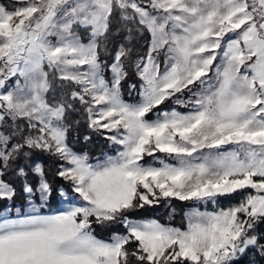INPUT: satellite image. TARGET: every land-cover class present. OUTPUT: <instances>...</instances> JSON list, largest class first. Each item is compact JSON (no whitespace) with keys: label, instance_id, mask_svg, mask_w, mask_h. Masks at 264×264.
Here are the masks:
<instances>
[{"label":"snow or ice","instance_id":"6c2138e0","mask_svg":"<svg viewBox=\"0 0 264 264\" xmlns=\"http://www.w3.org/2000/svg\"><path fill=\"white\" fill-rule=\"evenodd\" d=\"M18 2L0 5V200L17 194L9 177L48 200L52 185L32 159L42 152L61 162L56 174L81 203L0 218V264H235L250 248L264 256V0ZM144 33L148 51L134 62L141 100L129 104L121 81ZM57 81L59 99L49 96ZM185 90L187 100L177 96ZM173 97L190 110L147 119ZM76 102L93 132L121 146L115 156L91 163L69 145ZM237 193L236 205L188 213L184 228L130 218L162 199L218 203ZM117 223L124 234H95Z\"/></svg>","mask_w":264,"mask_h":264},{"label":"trees","instance_id":"16d2710c","mask_svg":"<svg viewBox=\"0 0 264 264\" xmlns=\"http://www.w3.org/2000/svg\"><path fill=\"white\" fill-rule=\"evenodd\" d=\"M6 7L12 9L15 5L19 4L15 0H3ZM127 35L126 32H122L118 37H114V42L109 47V52L103 54V59L108 63H111L112 58L114 57V50L119 43H126L124 37ZM149 35L144 33L143 36L136 35L131 42L132 47V57L133 63L128 66V76L121 81V95L126 103L135 104L141 100L140 96V84L142 83L140 77L138 76L134 62L137 61L140 57L145 56L148 51V42ZM161 68L164 65V61H161ZM107 77H111V72H107ZM59 81L54 85V91L49 93V96L55 95L57 99L62 95L61 89L59 87ZM130 85H135V87H130ZM195 91L196 88L194 87ZM64 92L67 89L63 90ZM181 99L187 100L191 93L187 90L183 94H177ZM175 97L165 101L164 104L160 105L157 109H154L152 113L147 115V119L154 120L156 119V114L160 113L162 110H171L176 109L180 112L189 111V108L182 107L175 103ZM77 111L70 112L69 120L71 122L79 121L78 124L73 123V126L69 132L68 142L69 145L76 152H86L90 158V162L94 163L97 160H103L107 156L116 155L118 150H121V146L113 144L111 141L106 139L107 135L111 133L98 134L92 131L88 127L86 115L83 113V110L78 102L75 104ZM90 137L88 140H85V137ZM158 156H163V154L157 153ZM32 159L37 163H40L45 170L48 181L52 185V194L48 198L47 208L43 209L47 212L60 211L63 208L62 204L67 205H80L81 201L78 197H75L71 194L69 184L67 181L63 180L62 177H59L56 173L61 162L57 161L54 157L49 156L47 153L36 152ZM146 160L149 163L154 161L150 157H146ZM174 162V161H170ZM21 163H24L21 161ZM12 180L17 194L12 200L3 199L0 200V217L3 212L9 206L21 205L31 200V196L27 193H24L22 190V182L15 177H9ZM29 180L35 184V178L29 176ZM61 189H64L66 195H61ZM243 198L241 194H232L225 197L218 198V203H207L210 209L219 210L220 208H228L230 206L236 205ZM191 205H181L176 199L171 198L170 200H161L158 204L152 206H145L143 209H139L136 212L130 215V218L133 219H148L152 218L171 227L184 228L187 223L186 215L188 214V207ZM95 227V234L98 238L109 239L114 233L124 234L125 228L122 224L117 223L110 226L101 228L99 226ZM256 232L258 234L264 235V223H261L257 226ZM264 242V241H262ZM235 264H264V256H261L257 248H250L246 251L245 254L240 256Z\"/></svg>","mask_w":264,"mask_h":264},{"label":"rangeland","instance_id":"374dc122","mask_svg":"<svg viewBox=\"0 0 264 264\" xmlns=\"http://www.w3.org/2000/svg\"><path fill=\"white\" fill-rule=\"evenodd\" d=\"M15 1H17V3H19L18 0H15ZM0 5H3V6L6 7V5H4V3H3V0H0ZM17 6H19V4L15 5L14 7H17ZM6 8H8V7H6ZM8 9L11 10L10 8H8ZM159 60L164 61L163 56H161L159 58ZM163 68H164V65L161 68L162 71H163ZM210 75H212V74L210 73ZM141 84H140V91H141ZM162 111H165V110H162ZM112 156H115V155H112ZM47 201H41L40 198H39V194L36 193V194L32 195L31 196V200L28 201V203H25L23 206H21V205L9 206L3 212V214H2V216L0 218L18 219V218H21V217L26 216V215L36 214V212H38L41 215L58 214L61 211L67 210L71 206H79V205H67V204L64 203V204H62V206H60L61 208H63L62 210L55 211V212H47V211L43 210L44 208L45 209L47 208ZM176 201H178L181 205H185V204L186 205H191L190 207H188V213H190V212H192L194 210H199L201 212L218 211V210L210 209L209 206L207 205V203H212V202L179 201L177 199H176ZM131 219H133V218H131ZM133 220H136V219H133ZM139 220H141V219H139ZM143 220H155V219L148 218V219H143Z\"/></svg>","mask_w":264,"mask_h":264}]
</instances>
